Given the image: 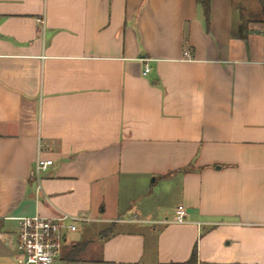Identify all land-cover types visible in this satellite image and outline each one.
Masks as SVG:
<instances>
[{
  "label": "crops",
  "instance_id": "1",
  "mask_svg": "<svg viewBox=\"0 0 264 264\" xmlns=\"http://www.w3.org/2000/svg\"><path fill=\"white\" fill-rule=\"evenodd\" d=\"M235 2L0 0V264L60 214L52 264H264V13Z\"/></svg>",
  "mask_w": 264,
  "mask_h": 264
},
{
  "label": "built area",
  "instance_id": "2",
  "mask_svg": "<svg viewBox=\"0 0 264 264\" xmlns=\"http://www.w3.org/2000/svg\"><path fill=\"white\" fill-rule=\"evenodd\" d=\"M37 21L43 25L44 19ZM188 56V51L184 52ZM149 72L147 64L144 65L143 75ZM51 160L37 158L35 173L51 165ZM186 210L182 205L175 209L173 221L184 222ZM1 219V216H0ZM79 218L69 214H60L56 217H41L38 215L19 218L17 245L22 264H52L59 257L63 248L65 231H74L75 222Z\"/></svg>",
  "mask_w": 264,
  "mask_h": 264
},
{
  "label": "trees",
  "instance_id": "3",
  "mask_svg": "<svg viewBox=\"0 0 264 264\" xmlns=\"http://www.w3.org/2000/svg\"><path fill=\"white\" fill-rule=\"evenodd\" d=\"M197 2L199 3V5L202 7L203 13L205 18L208 20L209 17V11H210V0H197ZM263 13H264V0H259ZM79 245L77 244L76 247L71 248V250L65 255L66 259L69 260H74L76 257V254L79 252ZM195 251H193V253L191 254V257L189 259V263L194 262L195 260Z\"/></svg>",
  "mask_w": 264,
  "mask_h": 264
},
{
  "label": "rangeland",
  "instance_id": "4",
  "mask_svg": "<svg viewBox=\"0 0 264 264\" xmlns=\"http://www.w3.org/2000/svg\"><path fill=\"white\" fill-rule=\"evenodd\" d=\"M239 0H236V2H235V5H236V3L238 2ZM245 2V1H244ZM244 2H242V4L243 5H245L244 4ZM159 182H157L153 187H156V189L158 190V189H160V187H161V185L160 184H158ZM156 193V192H155ZM157 196V205H159L160 207H163V208H168V207H171V206H173V204L175 203V196L173 195V196H167V195H163V194H161V193H159V194H156ZM79 248H80V246H79ZM82 254L81 253H77L76 254V256L77 257H80Z\"/></svg>",
  "mask_w": 264,
  "mask_h": 264
}]
</instances>
